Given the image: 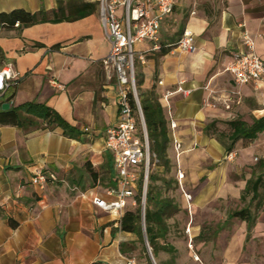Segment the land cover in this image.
Returning <instances> with one entry per match:
<instances>
[{"label": "crops", "instance_id": "crops-1", "mask_svg": "<svg viewBox=\"0 0 264 264\" xmlns=\"http://www.w3.org/2000/svg\"><path fill=\"white\" fill-rule=\"evenodd\" d=\"M218 2L211 16L192 13L185 21L175 8L162 23L161 43L173 45L184 25V31L195 36V50L150 53L139 72L144 77L141 91L155 90L166 110L171 157L177 158L175 142L182 146L184 193L193 198L190 206L182 196L183 209L190 206L193 212V207H201L214 220L228 210V200L242 205L248 181L264 176V132L250 143L239 141L232 153L207 132L215 121L224 129V123L233 120L253 125L264 119V80L239 86L228 71L234 55L247 51L245 36L254 40L264 61V0ZM56 7L57 0H0V14ZM57 44L60 48L53 49ZM110 51L99 12L74 23L37 25L21 34L0 30V70L10 67L14 76L0 93V113L28 103L44 104L80 134V139L69 138L42 121L30 129L0 123V264H126L131 256L123 253L122 245H139L136 235L122 231L119 218L92 202L93 196L112 201L108 191L118 187L104 137L119 121L117 82L104 66ZM179 88L192 93L185 97ZM38 169L49 178L43 189L32 183ZM263 215L251 242L257 241ZM241 224L240 240H234L222 259L203 255L206 263L257 261L244 254L248 230L245 222ZM182 227L188 240L175 238L161 245L175 248L172 264H199L194 237L201 226L189 220ZM161 253L155 260L168 264L160 263Z\"/></svg>", "mask_w": 264, "mask_h": 264}, {"label": "built area", "instance_id": "built-area-1", "mask_svg": "<svg viewBox=\"0 0 264 264\" xmlns=\"http://www.w3.org/2000/svg\"><path fill=\"white\" fill-rule=\"evenodd\" d=\"M99 2L100 21L111 44V51L104 61V66L110 71L109 74L112 73L113 76L110 78H115L118 87L119 121L104 133L106 149L114 158L118 187L108 191V195L113 197L112 201L93 196L92 202L98 208L122 220L128 206L136 205L134 198L139 190L140 181L143 180L141 208L142 226L145 230L151 152L138 94L135 63L138 61L144 65L146 55L161 52L164 47L160 38L162 23L173 14L177 0H100ZM244 43L247 51L235 54L233 63L228 68L234 82L239 86L264 80V61L256 53L254 40L245 36ZM165 48H174L182 53L193 52L195 36L192 31L185 30L177 43ZM13 77L10 67L0 70V93L11 86ZM52 84L64 90V86L54 81ZM178 91L185 97L192 93L183 88H179ZM131 96L135 99L137 114L132 108ZM172 128L175 129V125H172ZM90 130L85 128L84 132L89 133ZM181 148V144L175 142L178 162ZM184 177L179 171L180 183ZM48 181L49 178L42 169L36 170L32 180L35 186L43 189ZM185 198L189 203L192 201V196L189 194H185ZM126 264H138V262L134 258H129Z\"/></svg>", "mask_w": 264, "mask_h": 264}, {"label": "trees", "instance_id": "trees-1", "mask_svg": "<svg viewBox=\"0 0 264 264\" xmlns=\"http://www.w3.org/2000/svg\"><path fill=\"white\" fill-rule=\"evenodd\" d=\"M99 7V1L92 2L88 0H57V7L52 11L31 13L26 10L18 9L10 13L0 14V30H16L19 32V34H21V32H23L25 29L37 25L74 23L98 13ZM184 29L185 26L183 25L182 29L177 34L178 37L183 35ZM178 40L176 42H178ZM176 42H174V44ZM36 46L43 47L42 44H36ZM59 48L60 44H57L53 47V49ZM171 49L172 48H165L164 45L160 54L165 56L171 51ZM143 84L144 77L142 74H138L137 85L141 92L139 99L150 142L151 162L153 159H156L163 166L164 170L170 172L171 165H173V159L169 151L171 138L166 110L161 104L160 98L156 94L155 90L147 93L141 91ZM131 105L134 109V112L137 114L138 108L133 96H131ZM39 121H42V123L49 128L62 129L64 135L69 138L80 139V134L76 128L65 121L58 112L44 104L28 103L0 113V123L5 126H15L30 129L32 127H40L41 124ZM218 123L219 122L216 121L212 123L208 127L207 132L210 136L216 137L220 141V143L225 147L227 153H232L239 141L243 140L246 143H250L256 140L260 133L264 132V119L255 121L253 125H249L246 122L237 119L224 123V129H219ZM138 125L140 128L141 126L139 118ZM156 181H158V178L154 175H151L150 171V184H148L146 202L147 207L145 214V233L147 236V242L152 248V253L155 259L161 252L169 254L176 253L175 248L168 245L163 246L159 241L167 240L170 232L168 220L173 218L180 211L179 206L175 204L174 200L163 198L160 192L156 190L154 186ZM142 184L143 180L140 181L139 190L134 198L136 205L132 206L130 204L128 206L125 216L121 220V229L124 232L136 235L139 245H146L144 229L142 226ZM263 194L264 176L249 180L246 189L244 190V194L242 195V200L244 201L246 200L247 196H251L249 204L240 210H235L229 215L231 219H239L240 221L247 224V240H249V236L257 224L259 213L264 206V197H262ZM135 248H137L136 245H132V247L129 248L126 245L125 249V245H122V251L126 255H130V253L133 252ZM146 249L147 246L143 248L145 253ZM146 264H153L151 257L146 258Z\"/></svg>", "mask_w": 264, "mask_h": 264}, {"label": "rangeland", "instance_id": "rangeland-1", "mask_svg": "<svg viewBox=\"0 0 264 264\" xmlns=\"http://www.w3.org/2000/svg\"><path fill=\"white\" fill-rule=\"evenodd\" d=\"M220 1V0H218ZM216 0H177V4L175 6L177 13L180 15L182 21H185L187 16L192 15V13L198 14V15H204V16H211L215 12V8H217L219 2ZM216 2V3H215ZM175 10V9H174ZM217 10V9H216ZM180 19V20H181ZM169 21L166 23V29L170 31L169 28ZM162 32L165 33L164 29L162 28ZM161 32V33H162ZM168 33V32H167ZM182 35H180L178 38L180 39ZM143 66L141 63L136 61L135 68H136V79L138 83V74L140 72V68ZM140 89L138 88V94L140 95ZM228 135V134H226ZM173 159V165H171L170 172H167L164 170L163 166L158 162L156 159H153L151 162V175H154L158 178V181L155 182L154 186L158 192H160L161 196L163 198H168L174 200L175 204L179 206V213L176 214L173 218L168 220V225L170 227V232L167 237V240H160V244L164 243H170L171 239L179 238V239H186L188 240L187 232L184 230L183 224H185L187 221H193L194 226H201L200 232L196 237H194V243H195V250L198 254L199 258L201 259V263L199 264H210L206 263L204 261L203 255H207V257L214 258V256H221V259L223 258V255L227 250L230 249V245L234 244V240L241 238L243 228L241 221L239 219H231L229 215L234 212L235 210H239L240 208H244L249 204V199H246L245 201H242V205L238 204L235 200H228L230 201V206L228 210H223L221 215H217L215 217V220L212 219V216L208 215L207 211L202 210L201 207H193L190 208L192 201L188 204V209H183V203H182V196H185V186L187 184L186 178L181 181L178 179V173L180 171V162H178L177 158ZM178 179V180H177ZM150 184V182H149ZM202 185V184H201ZM187 200V199H186ZM193 206V204H192ZM147 207V204H146ZM219 208V207H218ZM226 208V207H225ZM255 209V207H254ZM264 213V207L261 211V214ZM259 215V216H260ZM214 220V221H213ZM225 220V223L222 221ZM262 221V229L257 233V241L251 242L254 235V231L249 236V240L244 243V254L245 256H252L254 255L256 257L255 262H252L250 264H264V215L261 218ZM208 222H216L215 225L208 224ZM185 226V225H184ZM205 243V244H204ZM135 250L130 253L131 258H134L137 260L138 264H146V258L150 257L147 249L146 253L143 251V248L146 247L144 244H140L136 246ZM151 251L152 248L149 245ZM153 255V253H152ZM161 261L160 263L166 261L168 264L172 262V260L175 258L172 254L168 253H161ZM154 257V255H153ZM198 257L195 256L196 260H199ZM155 259V258H154ZM214 260V259H213ZM153 264H158V261L155 260V263L152 261ZM172 264V263H171ZM190 264H197V263H191ZM211 264H221L220 262H214Z\"/></svg>", "mask_w": 264, "mask_h": 264}, {"label": "water", "instance_id": "water-1", "mask_svg": "<svg viewBox=\"0 0 264 264\" xmlns=\"http://www.w3.org/2000/svg\"><path fill=\"white\" fill-rule=\"evenodd\" d=\"M144 234H145V242H146V246H147V249H148V253H149L150 257H151V260L155 263V259H154L153 255H152V251H151V249H150V247L148 245V242H147V236H146L145 230H144Z\"/></svg>", "mask_w": 264, "mask_h": 264}]
</instances>
